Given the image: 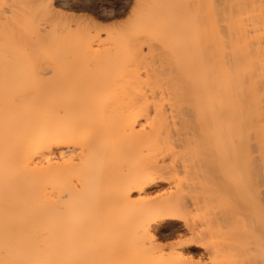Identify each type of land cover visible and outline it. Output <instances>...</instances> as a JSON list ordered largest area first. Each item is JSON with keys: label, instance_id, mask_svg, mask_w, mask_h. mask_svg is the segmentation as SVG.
<instances>
[{"label": "bare ground", "instance_id": "bare-ground-1", "mask_svg": "<svg viewBox=\"0 0 264 264\" xmlns=\"http://www.w3.org/2000/svg\"><path fill=\"white\" fill-rule=\"evenodd\" d=\"M139 7L116 68L138 79L144 50L172 44L178 70L169 88L73 77L107 64L114 55L95 49L116 36L104 41L92 22L59 30L49 20L70 16L52 0H0V264H90L93 238L103 264L156 253L157 237L173 232L158 221L177 218L186 204L170 161L210 145L237 147L245 161L243 178L226 185L233 213L220 218L264 228V0ZM190 233L170 258L194 261L205 232Z\"/></svg>", "mask_w": 264, "mask_h": 264}, {"label": "rangeland", "instance_id": "rangeland-1", "mask_svg": "<svg viewBox=\"0 0 264 264\" xmlns=\"http://www.w3.org/2000/svg\"><path fill=\"white\" fill-rule=\"evenodd\" d=\"M52 1H53L55 11L56 10L58 11L57 14L61 13V14L70 16V19H69L70 22H69V20H67V21L65 20L67 23L62 22V21L60 22V19L57 18V16H56V18L52 19L53 23H52V21L49 20L51 25L57 24V28L59 30H60L61 25L64 27V25L66 24V26L68 25L67 27L72 28L70 30H72V31L76 30L77 31V30H79V28L81 29L82 25H84L85 23L92 22V23H95L94 25L96 26V30H99V34L103 40L104 39L107 40L106 36H108L111 33H113V35H114L113 37L116 36L115 39H112V40L110 39L111 41L109 40L108 41L109 43L104 42L101 45H99L98 47L96 46V49H95L97 55L99 54L98 51L101 50L100 51L101 53L98 56H101L102 54H103L102 57L107 56V55L109 56L110 54H111L110 56L114 55L113 58L111 57L113 60H111V58H110L108 61L105 58L106 61L109 62V66H108V62H107V64H103V63H100V60H98L97 63L93 62L94 63V64L92 63L93 65L92 64L89 65V67L91 66L90 67L91 71H89V74H86V73L83 74L82 73V74H80V76H73V77L85 78V79L86 78L87 79H105V80H107V79L108 80H110V79L111 80H114V79L119 80L120 78L123 77L124 81L125 80H127V82L133 81V83H134L133 86L136 85L135 83H138L136 85V87H141V88H144V87L145 88H154L157 86L159 88H162V87L163 88L164 87L169 88V86L171 87L170 84L173 85V82L175 80L174 76L177 74L178 65H177V62L175 59L176 51H175V48L173 49L172 44H169V45H171V47L170 46L166 47V46H163L162 43H160L153 48L154 51H150L148 49L144 50L143 56H145V58H143V59H145V60L141 63L143 66L141 65V67L137 71L138 73L141 72L138 76L139 82L138 81L134 82V80H138V79H136L137 76L134 77L135 75H133L135 73L131 72L132 73L131 74L127 71L128 75L123 74L124 73L123 68H121L123 70V72H122V70H119L120 71L119 75L120 74L121 75L115 76V75H118L117 73L119 72L116 68L118 66L117 64H120L121 62L123 63L124 61H122V60H125V59H123V58H125L124 55L126 53L125 46L127 45V43L130 40V37H129V36H131L130 28L133 26L132 23L135 21V17L138 15L137 12L140 11L139 5H140L141 0H52ZM142 1H145L147 4L149 2V0H142ZM96 23L98 25H96ZM61 29H62V27H61ZM118 36H119V38H122V39H119ZM116 38H118V39H116ZM106 40H104V41H106ZM115 43H117V44L115 45ZM110 47H113L114 49L116 47L120 51L119 50H117V51L116 50H109ZM104 48H107V49H105V51H107L108 53L103 52ZM168 48H170V49H168ZM112 52H114V53H112ZM148 53H149L150 59L147 58ZM121 54H123V55H121ZM158 56H159V58H158ZM151 57H152V60H151ZM160 57H163V58L160 59ZM101 62H104V61L101 60ZM111 62H115V63H111ZM163 62H165V63H163ZM73 64H74V62H73ZM100 64L106 65V68H105V66L104 67L99 66ZM145 65H147V66H145ZM157 65H159V66H157ZM160 66H162V67H160ZM73 69L77 70L75 67H73L72 70ZM88 70H89V68H88ZM97 70L99 73L97 72ZM163 70H164V72H167V73L165 74L163 72ZM135 71H136V69H135ZM115 72H116V74H115ZM102 73H104V74L102 75ZM105 74H106V77H105ZM71 76L68 75L65 78L70 79ZM45 77L46 78L49 77L48 79H52V78H54V75H53V73H50V72L48 73V71H46ZM132 79H134V80H132ZM168 79H169V81H168ZM157 81H158V83L159 82L160 83L158 84ZM49 82H50V80H49ZM145 82H147V83H145ZM155 82H156V84H155ZM168 84H169V86H168ZM188 145L189 144H186V147ZM190 145L188 147H191ZM183 146L185 147V145H183ZM183 146L178 147V148L176 147L175 150L180 151V149L182 148L181 149V151H182L184 148ZM194 146L196 147L198 145L196 144ZM210 146L201 147L200 148L201 150L204 148L206 151L203 150L199 153H198V150H200V149L197 150V148H195V149L193 148L194 149L193 150L191 148L187 151V154H185L183 156H182L183 153H179V154H181V156L178 155L179 159L177 162H175V163L173 161H170L172 163L169 162L172 165L175 164L174 167L177 169L176 170L177 172L175 171L174 174H177V176L180 177L182 183L184 181V183H183V189H184L183 191L184 192H183V194L182 193L180 194V199H181V201L183 200L182 201L183 204H185V203L186 204L184 205L183 209L181 211H179V213H178L179 216L177 217L178 219L173 218V219H166V220L163 219L162 221H158L157 224H159V226L161 225L160 227H167V226L171 227L172 226L171 228H172L173 232L171 231L172 233L171 234L169 233L170 235L169 234H166V235L161 234L162 236L159 235L157 237V242H156L157 243V250H156L157 252L154 254H148V255L144 256L143 258L137 259L136 263L142 262V264H193V262H194V264L195 263H197V264H264V228L263 227H262V229L259 227L258 228L257 227L251 228L250 225H248L247 223H245L241 220L230 221V222L225 223L226 220H223V218H222V217H224V216H222L223 215L222 212L224 213V211H225V213L228 211L227 213L229 215H231L230 214L231 211L233 213V209H232L233 206H232V203L230 201L231 193L226 191V187H227L226 185L228 183H230L232 180L236 179V177L239 178L242 176V173L244 171L243 168L245 166V164H244L245 161L242 157V153H240L241 151L238 150L237 147L231 146L230 149H228L229 145H227L228 147L224 146L223 147L224 150H222L221 147H219V148L215 147L214 148L213 146H211L212 147L211 148ZM187 148H184V149H187ZM206 148H208V149H206ZM220 149L222 151H220ZM190 150H192V152ZM227 150L230 151L231 153H233L234 156L231 153L229 154V152ZM184 151L186 152V150H183V152ZM189 151H190V154H188ZM202 153L203 154L205 153V154L203 155ZM211 154H213L214 156ZM208 155H210V156H208ZM230 156H231V158H230ZM180 157L181 158L184 157V158L181 159ZM188 157H189V160H188ZM213 160H214V162H213ZM165 161L168 162L169 160L166 159ZM207 161H209V162H207ZM184 162H185V164H184ZM239 162H240V164H239ZM169 163H165V164H169ZM180 165L182 167H180ZM207 166H208V168H207ZM204 167H205V169H204ZM231 167H232V169H231ZM239 167H241V168H239ZM234 169H235V171H234ZM241 169H243V170H241ZM243 175H244V173H243ZM241 178H243V176ZM218 179H219V181H218ZM224 181H225V183H224ZM216 183L218 184V186H215ZM188 184H189V186H186ZM162 186H163V189L161 191H159L160 193H162V191L164 192V190L168 187V183H163ZM184 187H186V188H184ZM192 187L194 190L192 189ZM210 187L212 188V190ZM159 192L156 191V192L152 193L151 197L153 196L152 198H154L155 195H160ZM134 198H137V196H134ZM227 198H229V199H227ZM226 199H227V202L225 201ZM228 200H229V202H228ZM215 201H217V202H215ZM209 209H211V210H209ZM220 216H222V217L220 218ZM227 221H229V220L227 219ZM221 223H222V225H221ZM190 229L191 230L192 229H195V230L200 229V230L205 232L202 234L203 236L200 239L201 244H203L202 249L201 248L194 249V252H195L194 261L189 262L188 260H184V259L180 260V259H174L172 257L170 258V253L172 251L173 252H174V250L175 251H183L186 244H188V242L193 238L192 234L190 233L191 232ZM253 229H255V230H253ZM204 237H205V239H204ZM93 239H94V243H95L94 246H96V247H94L95 251L92 250V252L95 253L92 256L95 258L92 257L90 264H103V259L101 260V258H103V257H100L101 255H103V253H102L103 245H101L99 243L100 244V246H99L97 244L98 238H96V239L93 238ZM203 241H205V242H203ZM185 258L187 259L188 256H185ZM136 263L134 261V263H132V264H136Z\"/></svg>", "mask_w": 264, "mask_h": 264}]
</instances>
